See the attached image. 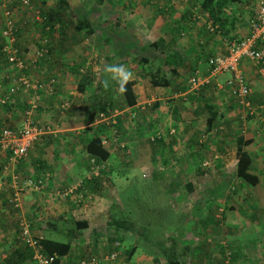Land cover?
<instances>
[{"label":"crops","instance_id":"1","mask_svg":"<svg viewBox=\"0 0 264 264\" xmlns=\"http://www.w3.org/2000/svg\"><path fill=\"white\" fill-rule=\"evenodd\" d=\"M15 1L19 8L16 14L17 45L27 66L20 71L7 61L2 50L4 37L0 35V81L6 87L12 77L22 72L31 81H37L39 86L21 87L12 93L10 103L0 104V125L21 126L27 116L25 109L28 107V100L32 97H36L38 103L31 114L32 118L40 125H49V128L39 136L38 141L36 140V147L32 145L28 149V153L29 151L31 153L32 148L35 157L27 158V153L19 161L11 162L8 152L0 149V192L8 189L13 192L15 175L18 176V182H22L25 177L20 176L18 170L24 172L30 169L31 175L36 176L42 170L38 168L40 165L38 159H43L45 164V187H28L31 188L33 196L30 201L25 199L27 196L30 197L29 191L27 190L25 194L23 189L20 191L19 209L22 214L18 220V229L19 222L24 219L29 222L33 234L45 236L44 233L48 235L53 233L67 237L72 235L69 237L70 240L68 239L70 242L68 252L60 256V264H78L82 259L91 258H94L95 262L89 264H121L114 259L110 260L115 258V255L111 254L116 252L110 249L111 246L107 248L104 245L105 239L102 240L105 229H111L113 225V229L117 230L115 219L113 220L110 214L111 205L116 201L113 197L108 200V197L112 196L109 190L114 187L113 175H120L115 173L118 171L115 165L111 164L117 149L115 148L117 142L114 140L119 139V134L122 138L130 136L128 138L137 141L139 145L143 141L149 145V141L155 139L154 135L165 133L163 140L168 141L170 138L175 147L171 152L175 153L174 150L178 149L177 153L182 156L177 159L178 172L191 170V161H196L195 148L204 150L202 147L209 150L207 153L209 157L218 156L216 164L208 166L218 172H226L229 165L228 163L225 165V152L230 147L226 148L219 138H223L227 144L234 143L232 148L235 149L236 134L243 132L245 137L252 139L249 144H245L252 157L249 171L258 177L256 184H245L246 196L239 201L240 204H246L249 210L243 207L241 210H235V207L230 209L224 214V224L223 222L217 224L221 227L223 224L222 228L213 227L214 219L209 218V215L205 216L203 212L193 217L195 220L202 218L204 221L203 226L197 221V227L210 229V233L213 230L214 237L216 233H223L225 241L228 242L221 245L225 256L231 260L228 261L224 255V260L216 256L220 252L219 248L214 252L215 257L206 264H264V128L259 126L261 120L256 115L257 107L264 105V77L260 72L259 63L248 57L240 60L239 67L250 86L249 108L255 113H252L253 116L244 117L242 111L244 106L237 100L231 86L226 84L232 73L211 74V67L206 62L209 56L226 53L234 39H239L249 32V20L259 0L229 1L224 4L223 17L227 19L225 23L228 25L223 29L219 28V24L208 10L201 8L199 0H120L110 3L113 14L107 21L100 19L103 8L98 6L99 0H69L63 12L77 6L81 13L80 18L85 10L89 19V11L99 13L95 25L91 24L89 19L79 17L74 23L79 33L88 26L90 27L88 32L96 31L100 38L103 37L98 45L88 46L86 43L90 42L81 39V35L73 36V33H66L63 12L53 25L48 23L46 25L44 19L37 18L35 10L24 9L19 0ZM31 2L34 7L37 5L40 14L41 10L42 13L46 12L57 0ZM78 2L80 3L77 4ZM191 9L194 13L192 18L188 19L187 14L192 11ZM237 10L245 13L248 11V14L241 16ZM230 12L235 15L232 25L229 24L233 22L232 20L228 22L231 17H226L231 14ZM1 13L0 11L3 22ZM105 23L109 29L103 30ZM44 38H48V52L37 57L36 51ZM155 41L156 43L150 45ZM107 65H123L133 73V90L136 96L134 104H126L115 87L116 81H109L107 90L109 92L107 96L105 95L107 91L100 80L106 78L103 69ZM196 69H200V73L210 74L211 79L195 89L188 84V78ZM84 75H90L92 79L81 90L79 80ZM158 75L167 77L169 83L154 84L151 77ZM50 77H55L51 88L48 87ZM105 99L107 105L113 108V112L108 115L114 116V122L105 121L107 125L95 108L97 103ZM208 104L216 111L208 133H218L209 139L206 135V118L210 115ZM132 112L135 115L133 117ZM240 124L245 125L243 130ZM220 128L224 130L220 131ZM95 133L108 139L105 146L110 152L106 162L107 170L100 174L99 171L93 170L92 158L89 160L90 156L85 149L86 137ZM201 140L205 142L201 144ZM222 145L224 152H217ZM66 148L69 153L64 151ZM72 153L76 154L77 160L69 158ZM187 155L191 156L190 163L185 160ZM25 162L26 165H23ZM179 166L183 167L180 171ZM107 177L110 184L106 182L102 185ZM192 186L191 192L194 191L193 183ZM224 194L226 192L214 197L213 200L218 203L224 202L227 199ZM221 195H224L223 198ZM25 203L26 212L25 207L23 208ZM41 210L47 215L41 214ZM43 216L46 218L43 219ZM72 218L85 221L86 225L76 229L70 224ZM208 219H211L209 223ZM60 221H66L68 224L60 225ZM47 230L50 233H47ZM5 235H7L5 232H0V264H4L3 260L1 263L2 255L10 252L12 255L13 248L22 244V241L15 244L5 243L3 239ZM198 235L196 233L194 236L198 238ZM197 244L199 240L195 241L194 245ZM215 244L218 243L215 241ZM226 247L229 249H225ZM105 251L107 252L104 254ZM136 254L139 253L135 249L133 257ZM12 258L16 259V253Z\"/></svg>","mask_w":264,"mask_h":264},{"label":"rangeland","instance_id":"2","mask_svg":"<svg viewBox=\"0 0 264 264\" xmlns=\"http://www.w3.org/2000/svg\"><path fill=\"white\" fill-rule=\"evenodd\" d=\"M99 1L100 3L98 6L103 8L102 12H100L102 15V18L100 19L105 21L110 20V17L113 14V9L110 7V3L120 0ZM79 3L80 2L77 4ZM35 7H37V5ZM85 11L83 12L81 18L88 20L89 18ZM236 12L241 16L248 14V11L245 13V11L237 10ZM1 14L3 16V22H1L2 20L0 15V27H2L4 24V14ZM79 15H81V13L77 6L73 7L72 10H69L68 12L67 10L63 12L62 18L66 23V28L64 29L66 33H73V36L81 35V39L84 41L87 39L90 42L88 43L86 41L87 46L88 44L98 45L101 43L103 37L100 38L96 31L88 32L90 27L87 26L83 28L80 33L78 29L74 27V23L80 18ZM89 15L90 19L88 21L95 25L96 18H98L99 13H96L92 10V12L89 11ZM102 29H109L107 23H105V27L103 26ZM91 33L93 34L91 35ZM122 35L123 33L121 32L120 36ZM88 51L90 50L88 49ZM222 74L230 75V71L225 70L222 72ZM108 92L109 91L105 93L106 96ZM237 100L242 106H244L242 111L244 112L243 115L245 116V113H247V110H250V108L241 103L238 97ZM241 105L239 106L241 107ZM245 107L247 110H245ZM261 113H263V111H261ZM256 115L258 118L261 117L259 113ZM130 122L133 123L132 120H130ZM115 126L116 125H114V127ZM220 126L222 127L223 124L221 123ZM222 130L224 129L220 128V131ZM170 135L167 136L169 137ZM163 136H165V133H161L156 136L154 135L153 138L155 139H152V141L150 140L149 145L147 143L144 144L143 141L141 145L138 144L136 151H132L130 149L128 140V137L130 136L122 138V136L119 134V139L114 140V142L116 141L120 144L116 143L115 145V148L117 147L115 150L116 156L111 164L115 165L116 170L118 171V173H115L120 175H113L114 187L112 190H109V193L112 196L108 197V200H111L113 197L116 201L111 205L110 214L114 219L125 220L127 226L130 224V228L124 230L123 228H118L120 226H117V230H115L112 227L113 225H111V229L107 228L104 230L102 239H105L104 245H106L107 248L108 246H111L110 249L117 251L115 258H110V260L119 259L121 260V264H167V260H170L171 258H177L182 264H206L208 263V260L215 257L214 252L219 248L220 252L216 256H219L222 260H224L227 258V256H225L224 250L222 251L223 245H221V243L227 244L228 242L225 241L223 233H216L214 237L213 230L212 233H210V229H203L200 226L197 227L196 222L198 220L201 221L202 218H196L195 220L193 215H196L199 212H203L205 216L212 215L215 221V224H212L213 227L222 228L224 226L223 224L225 220L224 214L229 212L230 209H234L235 207V210H241L243 207L244 209L249 210L246 204H240L239 202L244 199V196H246L247 191H245V184L248 183L244 182V180L238 178L235 175L234 169L236 165V154L232 148L234 143L227 144L223 138H219L225 147L227 146L232 149L231 150L229 148L227 149L228 151L226 150L225 152L226 160L224 161H226L225 165L226 163L229 165L228 171L218 172L214 170L213 167L209 166L203 172H198L195 170V168H191V170L185 171L187 173L184 172V174L178 176L177 167L179 163L177 159L179 160V158L182 156L177 153L179 152L178 149L174 150L175 153L171 152V150L173 151V148L175 147L173 143H169L167 139L163 140ZM37 141L34 142L33 147H36ZM164 145L168 148H165ZM67 146L69 147L70 145L67 144ZM224 146L222 145L219 147L221 149L217 152H224ZM202 148L204 150H197L195 148L196 155L194 158H197V161L200 162V160L203 158L202 154H204V164H212V166H214L218 156L209 157V155H207L209 150L204 147ZM34 151L36 150L34 149L33 153H35ZM64 151L68 152V149L66 148ZM75 155V153H72L69 155V158L72 160H77L78 158H75ZM171 156H174L175 159ZM30 157H35V154H32V148L31 153L29 151L27 155V158ZM66 158H68V156ZM171 158L174 162L170 161ZM23 165H26V162L23 163ZM91 165H93V167L95 166L92 161ZM192 165L194 164H190V167H192ZM101 166L102 165L94 167L93 170L99 171L100 168H103V166ZM180 169H183V167L179 166V171ZM17 172L23 177L31 175L30 169H26L24 172L22 170H18ZM108 178L109 177L105 179V182H102V185L106 184V182L110 184ZM186 180H190V182L194 184L193 192L188 191L184 185ZM45 185V183L42 184L40 188H44ZM30 189L28 187L23 189V194H25L27 190L29 191L30 197L27 196L25 198L27 201L33 199L31 194L32 190ZM225 192L226 194L224 195H226L225 197L227 199H225L224 202L218 203L213 200L214 197H219L221 193ZM11 194L12 190L10 189L0 192V232H5L7 234L5 235L6 237H3L5 243L7 244L18 243L15 240V237H17V233H19L18 220L22 214L19 208L13 206L10 203L9 197ZM41 195H43V193H41ZM224 195H221V198H223ZM26 206V203L23 204V208ZM42 213L47 215V213H45L43 210H41V214ZM44 218H46V216H43V219ZM207 222L209 223L210 221ZM221 222H223L222 227L217 225ZM59 223L60 225L68 224L66 221H60ZM3 224L5 225L3 226ZM118 229H121L118 232V237H120L122 240L118 237H115L117 235ZM47 233H50V231L47 230ZM196 233L199 234L198 238L197 236H194ZM44 235L45 236L42 239L43 245L45 244L44 238L61 240L68 238L65 237V235L53 233H50V235L44 233ZM110 238L119 239V243H116L117 245L108 244V242L112 241ZM197 240H199V244L195 246L194 244ZM215 241L218 243L217 245L215 244ZM134 245L136 246L135 249L139 254H136L134 257L132 255L128 261L127 250H130ZM1 246L5 247L6 245ZM225 249H229V247H226ZM106 252L107 251H105L104 254ZM154 256H157L159 260L155 261ZM227 259L228 261L231 260L229 258Z\"/></svg>","mask_w":264,"mask_h":264},{"label":"built area","instance_id":"3","mask_svg":"<svg viewBox=\"0 0 264 264\" xmlns=\"http://www.w3.org/2000/svg\"><path fill=\"white\" fill-rule=\"evenodd\" d=\"M19 4L26 9L35 10L37 18L42 19L39 14V9L34 7L31 0H19ZM196 9V7H194ZM0 9L4 14L5 20L1 27V36L4 37V43L2 50L6 54L7 61L13 64L18 70L25 68L27 65L24 58L20 54L19 46L17 45V19L16 14L18 10V4L14 3V0H1ZM197 11L195 10V15ZM249 32L247 35L241 37L238 40H234L226 54H215L209 56L207 59L208 64L211 66V74L216 72H222L229 70L232 76L226 80V84L231 86L232 91L239 98L240 102L248 106L250 101L247 99V94L250 92V86L247 84L239 62L243 57H248L260 64V72L264 77V0H259L257 4L256 15L252 16L249 20ZM48 38H44L42 45L38 47L36 54L37 57L44 56L48 52ZM55 77H50L48 87L51 88V83ZM210 79V74H202L198 69L189 76L188 83L192 88H198L201 85L207 83ZM37 87L39 83L37 81H31L22 72L12 77L10 83L3 85L0 81V104H8L12 100V93L19 90L21 87ZM4 89H7L4 91ZM37 98L32 97L28 100V107L25 109L27 116L24 123L19 127H10L0 125V149L7 151L10 161H19L24 158L28 149L39 138V136L45 132L49 125H40L32 118V112L37 107ZM115 114V113H114ZM132 115L134 113L132 112ZM99 117L103 120L114 122L113 115H108L104 112H99ZM103 143H107L108 139L103 137ZM94 162V159H91ZM94 167H98V164H94ZM46 178V177H45ZM44 177H35L33 175L25 176L22 182H18V176L15 175L14 190L9 197V201L13 206L20 207V191L25 187L39 188L43 182ZM19 235L24 243L29 245L33 249V258L37 264H59L56 261V254L54 252H45L42 239V234H33L30 229L28 221L22 219L19 222ZM112 256L115 253L111 254ZM1 256V263L3 257ZM94 263L95 259L90 260L82 259L78 264Z\"/></svg>","mask_w":264,"mask_h":264},{"label":"trees","instance_id":"4","mask_svg":"<svg viewBox=\"0 0 264 264\" xmlns=\"http://www.w3.org/2000/svg\"><path fill=\"white\" fill-rule=\"evenodd\" d=\"M199 1H200L201 8L208 10L209 14H211L213 16L215 22H217L219 24V26H220L219 28L223 29L224 27H226L228 25V24L226 25V23H225L227 19H224V17H223V5L228 3L229 1H239V0H199ZM14 3H17V1H14ZM68 4H69V0H57V2L53 6L49 7L46 10V12L42 13V10H41L40 15H41L42 19H44L45 24L48 23V25H53L56 22V19L58 18L59 14L63 12V10L68 6ZM256 10H257V7H256L255 11H253L251 17L256 15ZM188 13H189V14H187L188 19H191L194 11L192 10V11H189ZM44 14H46V15H44ZM226 17L227 18L231 17L228 22H230L231 20L233 21L232 23H229V24H231V25L234 24L235 15L229 14ZM236 40H238V39H236ZM152 43H156V41L151 42L150 45H152ZM226 53H228V51ZM226 53H222V54H226ZM80 78L81 79L79 80V88L81 90H83L85 84L87 82H90L92 78L90 75H84L83 77H80ZM151 80L154 84H168L169 83V79L167 77L161 76V75L160 76L158 75L157 77H151ZM100 82L102 83L101 80H100ZM133 83H134V81L131 80L127 84V89H128L127 92L124 94H121L127 105H132L136 101L135 92L133 90ZM115 87L118 89V84H116ZM107 90H105V91H107ZM248 94H247V99L250 101V99L248 98ZM95 98L96 97L94 95V99ZM105 101H106V99L103 102L97 103V105H95V108L98 110V113L102 111L106 114H111L113 112V108L109 107ZM250 105H251V101H250V104L248 105V108L250 107ZM207 106H208V108H210V115H208L206 118V123H207L206 135L209 139V138L214 137L218 133H213V132L208 133L209 129H211V127H212V120L216 116V111L212 110L211 104H208ZM257 110H258L257 112L259 113V115H261V117H260L261 121L259 123V126L264 128V123H263V121H264V119H263L264 118V105L258 106ZM247 111L248 112L245 113L244 117L253 116L255 114L253 110L248 109ZM261 111H263V113H261ZM252 113H254V114H252ZM133 116H135V115H132L131 117H133ZM105 121L106 120H103L104 123H105ZM240 127L243 130L245 128V125L240 124ZM173 135L175 136L174 133H173ZM102 139H103V137L101 135H99L98 133H95V134H92L91 136H87L86 141H85V149H86L88 155L90 156L89 160L91 158H93L94 164H98L99 166L100 165L103 166V168L99 169V174L103 173V171L106 172V170H107L106 162H107V158L109 157V154H110L109 150L107 149V147L103 143ZM128 140H129L130 149L132 151H136L137 147H138L137 141H134L130 138H128ZM168 141H171V139L169 138ZM251 141H252V139L250 137H245L243 132L236 134L235 149H234L235 154H236V160H235L236 165H235L234 172L238 178L245 180V182L248 183L249 185H254L258 181V177L256 174L249 171V168H250V165L252 162V157L250 156L249 152L245 148V144H249ZM203 142H205V140H201V144ZM171 157H174V156H171ZM202 157L204 158V154H202ZM203 158L200 160V162L197 161V158L194 159V160H196L195 162L191 161V164H194V165H192V168H195V170H197L198 172L205 171L206 168H208L209 166L204 164L205 160H203ZM174 159H175V157H174ZM190 159H191L190 155L185 156V160L187 163H190ZM199 159H200V157H199ZM38 161L40 162V165L38 168L39 169L41 168L42 170H41V172H38V173L36 172L39 176H37V174H36L35 177L42 176L45 178L46 170L44 167L45 164L43 163L44 160L38 159ZM170 161H173L172 158L170 159ZM177 173H178V176L184 174V172H177ZM185 173H187V172H185ZM45 179H44V181H45ZM184 185L186 186L188 191L191 192V190L193 189V186H192V183L190 182V180H186L184 182ZM28 211H29V209H28ZM25 212H26V207H25ZM209 218L214 219V217L212 215L209 216ZM211 219H208V221H210ZM113 220H114V218H113ZM198 222L200 223V226H203L202 225V224H204L203 219L201 221L198 220ZM114 223L116 224V226H120L118 228H123L124 230H127L128 228H130L129 227L130 224H128V226H127L125 220L115 219ZM70 224L74 225V227L76 229H79V228L85 226L86 222L72 218L70 221ZM120 230L121 229H118L117 235L115 237H118V232ZM69 236L70 235H68V238H66L65 240L44 238L45 244L43 245V247H44L45 252H49V253L55 252L57 255L56 261L58 263L60 262V256L63 254H66L69 250V246H70ZM65 237H67V236H65ZM118 238L121 239L120 237H118ZM111 239L112 238H110V240ZM119 239L113 238L111 243L110 242H108V243L111 245L112 244L117 245L119 243ZM15 240L18 243L22 241L20 235L18 237H15ZM135 248H136V246L134 245L131 247L130 250H127L128 251V254H127L128 259H130V257L132 256L133 252L135 251ZM112 250H114V249H112ZM115 252H116L115 253V256H116L117 251H115ZM14 253H16V259L12 258V255H14ZM12 255L10 252L3 257L4 264H26L25 262H28L31 264H37L33 258V249L29 245L24 243L23 241H22V244L13 248V254ZM114 260H116V259H114ZM154 260L158 261L159 259L157 256H154ZM116 261L120 262L121 260L117 259ZM167 264H182V263L177 258H173V259L171 258L170 260H167Z\"/></svg>","mask_w":264,"mask_h":264},{"label":"clouds","instance_id":"5","mask_svg":"<svg viewBox=\"0 0 264 264\" xmlns=\"http://www.w3.org/2000/svg\"><path fill=\"white\" fill-rule=\"evenodd\" d=\"M207 59H206V62H207ZM209 67H211V66L209 65ZM103 71H104V73L106 75V78L102 81V84H103V87H104L105 90H107L109 88V81L112 80V81H116V83L118 84V91L121 94H124V93L127 92V90H128L127 89V84L133 79V73L130 70H128L123 65H107L103 69ZM222 72H224V71H222ZM202 74H206V73H202ZM210 79H211V77H210ZM210 79H209V81H210ZM201 86H199V87H201Z\"/></svg>","mask_w":264,"mask_h":264}]
</instances>
